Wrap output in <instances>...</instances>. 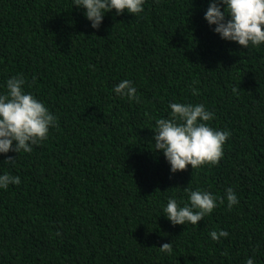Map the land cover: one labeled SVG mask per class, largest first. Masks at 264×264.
<instances>
[{
	"label": "trees",
	"instance_id": "16d2710c",
	"mask_svg": "<svg viewBox=\"0 0 264 264\" xmlns=\"http://www.w3.org/2000/svg\"><path fill=\"white\" fill-rule=\"evenodd\" d=\"M209 2L145 0L93 29L73 0H0V93L23 75L59 123L31 153H0V174L21 180L0 189V264H264V43L222 39ZM125 79L139 102L114 92ZM172 102L203 103L231 133L218 165L170 172L153 129ZM229 187L231 210L225 198L197 225L165 216L185 189Z\"/></svg>",
	"mask_w": 264,
	"mask_h": 264
},
{
	"label": "clouds",
	"instance_id": "9594fccd",
	"mask_svg": "<svg viewBox=\"0 0 264 264\" xmlns=\"http://www.w3.org/2000/svg\"><path fill=\"white\" fill-rule=\"evenodd\" d=\"M144 3L145 0H73L74 5L86 10L84 14L93 29L100 27L106 12L115 9L116 14L127 11L139 15L144 11ZM204 19L209 25H215L213 31L222 39L234 41L245 49L264 43V0H210ZM26 84L25 77L17 74L7 79L6 91L0 93V153H31L33 146L48 139L50 128L59 127L57 116L31 91H26ZM113 90L121 97L139 102L137 89L131 80H121ZM236 91L233 88V92ZM192 94L198 95L199 90L193 87ZM169 108L168 118L155 121L153 142L154 150L162 151L170 164V172L185 171L189 165L191 169L218 165L231 133L210 126L208 122L214 119V112L203 103L172 102ZM5 162L14 163L15 157L8 156ZM20 182L19 176L8 172L0 174V189H7L10 184L19 185ZM185 191L190 203L181 206L177 199L169 198L164 208L165 216L172 225H197L214 211L218 203L224 204L225 198L228 210L239 203L231 187L225 190L223 197L201 189ZM209 235L219 242L229 233L213 230ZM159 250L171 254L173 246L171 242L163 243ZM223 254L227 255V252ZM246 264H254V260L248 258Z\"/></svg>",
	"mask_w": 264,
	"mask_h": 264
}]
</instances>
